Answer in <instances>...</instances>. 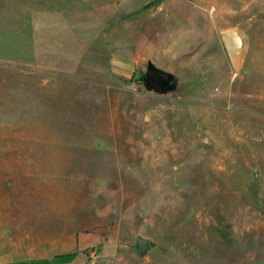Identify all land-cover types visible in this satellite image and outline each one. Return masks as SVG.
<instances>
[{"label": "rangeland", "instance_id": "rangeland-1", "mask_svg": "<svg viewBox=\"0 0 264 264\" xmlns=\"http://www.w3.org/2000/svg\"><path fill=\"white\" fill-rule=\"evenodd\" d=\"M171 1L0 0V255L264 264V0Z\"/></svg>", "mask_w": 264, "mask_h": 264}, {"label": "water", "instance_id": "water-1", "mask_svg": "<svg viewBox=\"0 0 264 264\" xmlns=\"http://www.w3.org/2000/svg\"><path fill=\"white\" fill-rule=\"evenodd\" d=\"M220 40L230 62L231 68L238 73L242 68L245 53V36L238 28H227L219 33ZM176 85L174 74L156 66L152 61L147 62L144 87L148 91L165 94ZM156 246V243L143 235L136 236V247L139 257H145Z\"/></svg>", "mask_w": 264, "mask_h": 264}, {"label": "crops", "instance_id": "crops-1", "mask_svg": "<svg viewBox=\"0 0 264 264\" xmlns=\"http://www.w3.org/2000/svg\"><path fill=\"white\" fill-rule=\"evenodd\" d=\"M124 0H118V2H122ZM131 5H138L141 6L146 4L149 1H154L158 4L159 9L168 8L172 6L171 0H126ZM131 1V2H129ZM117 2V0H116ZM123 3V2H122ZM155 3V4H156ZM0 264H63V262H59L55 257H47V256H39V257H30V258H23V257H16L12 254H2L0 255Z\"/></svg>", "mask_w": 264, "mask_h": 264}, {"label": "trees", "instance_id": "trees-1", "mask_svg": "<svg viewBox=\"0 0 264 264\" xmlns=\"http://www.w3.org/2000/svg\"><path fill=\"white\" fill-rule=\"evenodd\" d=\"M138 79L141 80V82L144 84L145 73L141 74Z\"/></svg>", "mask_w": 264, "mask_h": 264}]
</instances>
